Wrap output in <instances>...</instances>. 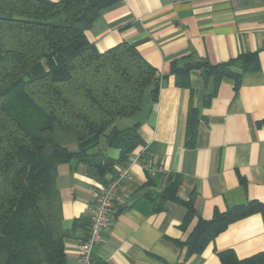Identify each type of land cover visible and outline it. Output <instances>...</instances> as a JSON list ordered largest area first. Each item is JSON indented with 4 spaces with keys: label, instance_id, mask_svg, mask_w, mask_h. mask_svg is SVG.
I'll return each instance as SVG.
<instances>
[{
    "label": "crops",
    "instance_id": "obj_1",
    "mask_svg": "<svg viewBox=\"0 0 264 264\" xmlns=\"http://www.w3.org/2000/svg\"><path fill=\"white\" fill-rule=\"evenodd\" d=\"M86 36L100 52L134 44L157 69L161 85L157 102L146 103L126 122H140L142 144L106 184L90 178L87 166L75 160L58 167L63 227L71 230L66 264L81 263L79 243L89 231L72 230L74 220L89 221L100 188L122 171L116 213L91 264H243L264 253L261 212L229 224L201 253L187 256V247L177 244L189 238L199 218L264 204V0H117L100 12ZM243 54H256L259 68L231 67L239 81L195 68L188 86H180L172 73L173 63L181 65L188 56L217 65ZM101 150L109 159L120 157V150L103 142ZM176 182L181 202L167 200L156 210L151 197ZM187 202L196 217L184 226Z\"/></svg>",
    "mask_w": 264,
    "mask_h": 264
},
{
    "label": "trees",
    "instance_id": "obj_2",
    "mask_svg": "<svg viewBox=\"0 0 264 264\" xmlns=\"http://www.w3.org/2000/svg\"><path fill=\"white\" fill-rule=\"evenodd\" d=\"M117 0H0V264H66L58 167L73 160L87 166L88 176L107 183L116 166H125L142 144L140 122L131 125L145 104L157 102L161 78L134 44L118 43L100 52L86 31L100 12ZM257 70L256 54H243L225 64L183 58L173 63L176 83L188 86L190 71L201 69L217 79ZM192 113V114H191ZM189 144L195 126L190 110ZM120 150L118 159L101 150ZM75 146V147H73ZM177 182L151 197L161 210L176 196ZM183 225L196 212L190 202ZM261 212L264 204L251 202L199 218L185 242L187 256L201 253L229 224ZM83 217L72 230H88ZM243 264L264 263V253Z\"/></svg>",
    "mask_w": 264,
    "mask_h": 264
},
{
    "label": "built area",
    "instance_id": "obj_3",
    "mask_svg": "<svg viewBox=\"0 0 264 264\" xmlns=\"http://www.w3.org/2000/svg\"><path fill=\"white\" fill-rule=\"evenodd\" d=\"M122 176L126 171H122ZM112 179L108 186L101 187V193L89 210L90 227L85 239L79 243L80 264H91L92 254L102 241V232L109 228L116 213L115 200L120 188L121 179Z\"/></svg>",
    "mask_w": 264,
    "mask_h": 264
},
{
    "label": "rangeland",
    "instance_id": "obj_4",
    "mask_svg": "<svg viewBox=\"0 0 264 264\" xmlns=\"http://www.w3.org/2000/svg\"><path fill=\"white\" fill-rule=\"evenodd\" d=\"M126 122H130V120H127Z\"/></svg>",
    "mask_w": 264,
    "mask_h": 264
}]
</instances>
